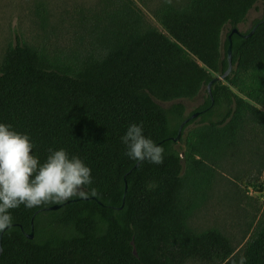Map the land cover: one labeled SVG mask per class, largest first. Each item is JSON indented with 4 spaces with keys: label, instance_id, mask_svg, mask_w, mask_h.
<instances>
[{
    "label": "trees",
    "instance_id": "obj_1",
    "mask_svg": "<svg viewBox=\"0 0 264 264\" xmlns=\"http://www.w3.org/2000/svg\"><path fill=\"white\" fill-rule=\"evenodd\" d=\"M152 1L76 7L70 48L20 37L7 48L0 123L29 134L41 163L50 149L79 156L92 183L63 202L10 210L0 264L237 261L221 230L198 231L190 220L208 199L223 159L254 131L264 135V16L240 30L247 37L232 34L233 70L208 90L229 67L233 29L264 0L166 1L153 11L156 23L144 11ZM201 98L187 113L182 101ZM132 123L164 149L162 164L126 155L121 137ZM240 264H264V212Z\"/></svg>",
    "mask_w": 264,
    "mask_h": 264
},
{
    "label": "rangeland",
    "instance_id": "obj_2",
    "mask_svg": "<svg viewBox=\"0 0 264 264\" xmlns=\"http://www.w3.org/2000/svg\"><path fill=\"white\" fill-rule=\"evenodd\" d=\"M96 1L0 0V66L7 48L16 42L17 37L30 43H44L53 50L70 48L75 43L76 32L70 18L71 12L76 7L92 5ZM166 1L180 5L186 0H153L148 8H144L150 22L156 23L153 11ZM41 13H44L45 19L41 18ZM263 16L264 3H258L249 12L246 21L239 25V29L247 31ZM229 28H225L223 40ZM202 101L201 98L182 102L187 106V113H190ZM259 185L263 186L262 190L258 188ZM263 212L264 135L256 130L248 141L245 140L223 159L208 199L194 213L190 224L198 231L212 227L221 230L235 248L237 261L234 264H240L246 243ZM188 264L207 263L193 261Z\"/></svg>",
    "mask_w": 264,
    "mask_h": 264
},
{
    "label": "clouds",
    "instance_id": "obj_3",
    "mask_svg": "<svg viewBox=\"0 0 264 264\" xmlns=\"http://www.w3.org/2000/svg\"><path fill=\"white\" fill-rule=\"evenodd\" d=\"M126 155L135 161L162 164L164 149L143 134L142 124L132 123L121 137ZM30 135L0 123V232L12 226L10 210L28 209L47 202H63L82 193L92 183L91 168L61 148L50 149L41 163L32 153Z\"/></svg>",
    "mask_w": 264,
    "mask_h": 264
},
{
    "label": "water",
    "instance_id": "obj_4",
    "mask_svg": "<svg viewBox=\"0 0 264 264\" xmlns=\"http://www.w3.org/2000/svg\"><path fill=\"white\" fill-rule=\"evenodd\" d=\"M254 30H252L249 35L253 34ZM233 33H236V34H240V35H243L244 37H247L248 35L247 34H242V32L240 31L239 27L233 29L232 33L230 34L229 36V39H230V45H229V48H228V61H229V67L227 69V71L221 75V76H216L208 85V90H209V93L211 94L212 93V85L214 82H218V81H225L226 77L231 73V71L233 70V63H232V56H233V52H232V34ZM198 113H195L194 116H197ZM189 119H187L186 121H188ZM180 137H181V130L179 131L178 133V136L176 138V141H179L180 140ZM61 205L60 204H57V205H54L52 207H50V209L52 210H56L58 208H60ZM28 237L29 238H34V226L32 228V231L30 234H28ZM2 239H3V232L1 233L0 235V255L2 253Z\"/></svg>",
    "mask_w": 264,
    "mask_h": 264
}]
</instances>
